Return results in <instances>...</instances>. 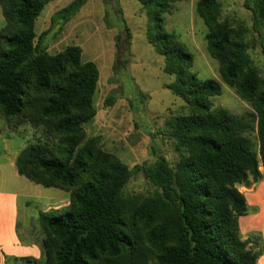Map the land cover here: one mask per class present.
<instances>
[{
  "label": "trees",
  "instance_id": "1",
  "mask_svg": "<svg viewBox=\"0 0 264 264\" xmlns=\"http://www.w3.org/2000/svg\"><path fill=\"white\" fill-rule=\"evenodd\" d=\"M53 0H0V117L43 128L55 144H29L18 155L20 177L69 193L67 209L36 216L42 235L40 262L31 264H257L258 236L241 239L238 219L247 206L238 186L260 179L264 168V77L253 67L242 32L220 21L217 0H198L195 13L207 28L208 55L221 81L251 112L242 116L214 108L218 82L190 72L192 56L164 16L184 0H137L149 20L147 42L163 58L166 86L186 113L168 122L181 151L171 166L162 157L148 168L129 169L85 139L95 116L93 96L99 72L82 61L81 49L66 46L49 54L34 27ZM85 3L72 0L53 14L65 24ZM254 25L264 27V0H244ZM122 28L128 31L123 23ZM264 52V46H262ZM21 124V123H20ZM142 172L157 192L126 198L124 188Z\"/></svg>",
  "mask_w": 264,
  "mask_h": 264
},
{
  "label": "rangeland",
  "instance_id": "2",
  "mask_svg": "<svg viewBox=\"0 0 264 264\" xmlns=\"http://www.w3.org/2000/svg\"><path fill=\"white\" fill-rule=\"evenodd\" d=\"M72 0L49 2L34 27L36 36L47 33L44 39L49 54H57L66 46H77L82 61L93 62L99 81L93 96V119L84 125L85 139H92L104 152L112 154L129 169L148 168L155 157L164 158L171 166L179 160L181 151L172 140L168 122L184 115V102L166 88L175 81L163 72L164 60L147 42L149 20L137 0H85L80 10L65 24L52 22L53 14ZM198 0H184L172 4L164 16L166 32L175 34L192 56L190 72L199 80L219 83L221 94L210 98L214 108H223L242 116L251 112L249 104L239 99L234 89L220 79L218 64L206 50L207 28L195 13ZM221 6L220 21L242 32L243 43L253 67L264 77V27L254 25L244 0H217ZM123 23L128 31L122 28ZM0 12V29L4 26ZM19 125L28 144L53 145L43 128H32L26 122ZM27 182V211L25 197L20 199V226L24 227L26 213L36 217L39 212L58 215L67 209L69 193L44 188ZM157 188L135 172L124 188L126 198H146Z\"/></svg>",
  "mask_w": 264,
  "mask_h": 264
},
{
  "label": "crops",
  "instance_id": "3",
  "mask_svg": "<svg viewBox=\"0 0 264 264\" xmlns=\"http://www.w3.org/2000/svg\"><path fill=\"white\" fill-rule=\"evenodd\" d=\"M14 123L0 117V264H31L27 260L40 262L42 259V235L36 217L30 212L26 213L24 227L20 226V199L27 200L31 194L27 182L18 175L15 162L28 139L19 133L22 125ZM259 173V180L249 178L248 185L238 186L247 206L246 214L238 219V228L243 240L258 236L257 264H264V168L259 167ZM29 204L27 200V211L31 208Z\"/></svg>",
  "mask_w": 264,
  "mask_h": 264
},
{
  "label": "water",
  "instance_id": "4",
  "mask_svg": "<svg viewBox=\"0 0 264 264\" xmlns=\"http://www.w3.org/2000/svg\"><path fill=\"white\" fill-rule=\"evenodd\" d=\"M245 185H248V182H246Z\"/></svg>",
  "mask_w": 264,
  "mask_h": 264
}]
</instances>
